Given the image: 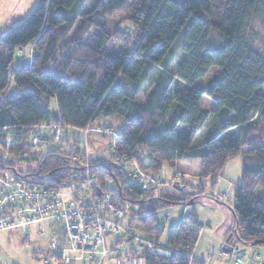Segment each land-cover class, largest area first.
Listing matches in <instances>:
<instances>
[{
    "label": "trees",
    "instance_id": "16d2710c",
    "mask_svg": "<svg viewBox=\"0 0 264 264\" xmlns=\"http://www.w3.org/2000/svg\"><path fill=\"white\" fill-rule=\"evenodd\" d=\"M38 2L25 21L10 23L0 35V174L15 172L51 190L88 171L104 192L138 206L118 242L135 236L133 228L159 240L157 214L195 204L205 193L203 179L217 178L242 156L229 232L245 247H264V141L255 144L258 123L264 126V52L253 36L255 22L264 28V0ZM118 14L129 28L111 33L108 21ZM28 48V64L14 67L16 53ZM212 69L217 74L199 86ZM11 82L15 92H9ZM206 98L210 110L202 106ZM56 123L91 131L81 132L80 142L63 139L66 129L43 150L32 148L34 129ZM104 125L112 135L99 132ZM92 136L107 142V157L78 149ZM31 162L35 170L18 169ZM165 164L176 175L179 166L198 177V191L185 192L180 181L173 194L158 196L159 185L141 196V184L131 178L134 165L157 176ZM201 228L195 213L182 217L165 244L173 254L147 264H191Z\"/></svg>",
    "mask_w": 264,
    "mask_h": 264
},
{
    "label": "built area",
    "instance_id": "2783aa9c",
    "mask_svg": "<svg viewBox=\"0 0 264 264\" xmlns=\"http://www.w3.org/2000/svg\"><path fill=\"white\" fill-rule=\"evenodd\" d=\"M66 128L61 123L37 126L31 135L32 148L43 150L52 141L60 140ZM90 131L81 130L85 137ZM99 132L113 134L105 125ZM110 153H116L114 146ZM133 169L131 178L141 184V196L146 197L160 179L137 165ZM8 172H4L3 181L0 179V230L24 228V234L31 229L41 235L47 233L49 249L58 264L74 260L81 264H147L149 258L173 254L165 245L140 236L118 242L126 233L123 223L138 206L132 209V202H119L106 192L98 195L99 185L88 171L67 188L51 190L24 182L17 174L10 182L8 178L13 176L7 177L12 174ZM234 264H243V260L238 258Z\"/></svg>",
    "mask_w": 264,
    "mask_h": 264
},
{
    "label": "rangeland",
    "instance_id": "374dc122",
    "mask_svg": "<svg viewBox=\"0 0 264 264\" xmlns=\"http://www.w3.org/2000/svg\"><path fill=\"white\" fill-rule=\"evenodd\" d=\"M38 1L39 0H0V35L7 31L4 30V28L10 23L16 21V26L19 23L25 21L38 5ZM129 25L130 24L126 20V16L123 14H118L111 17L107 24L111 33H113L117 28H120V30L127 29L129 28ZM253 36L256 39L255 45L264 52V28L259 21L255 22ZM212 39L215 43H217V39ZM117 49H122V46H118ZM30 50L31 48H28L24 51H19L16 53L12 65L14 67H18L21 65L23 60L26 61L25 64L27 65V59L30 56ZM217 71V69H212L208 77L205 80L199 82L198 85L203 86L207 79L217 74ZM16 89L17 88L15 84L11 82L9 92H15ZM211 105L212 100L210 98H206L202 103L203 108L207 110H210ZM210 124L211 121H208L206 126L203 127L200 135L197 138L198 140L196 141V145H198L201 138L205 136ZM258 127V135L255 137V144H260L264 141V126L262 123H258ZM66 129L69 130L68 135L66 136L61 134L60 139L63 135V139L65 140L77 139L80 142H83V136L81 132L70 131V128ZM257 136L259 137L257 138ZM84 143V145L79 143L78 149L82 152L85 147L86 151H90L91 153L89 157L105 158L108 156V148L106 145L107 142H105L102 138H96L95 136H92ZM70 146H72V144ZM241 165L242 156H235L230 160L220 176L217 177V183H215L217 179L216 177L203 179L205 193L202 197L197 198L195 200L196 203H193L191 206H189L188 210L185 211L186 205H180L174 206L167 211L158 213L156 216V226L160 229L163 227V232L159 240L154 234L143 233L136 228L131 229L132 234L164 246L167 243L169 232L179 223L183 212L185 211V215L195 213L198 221L202 224L198 243L194 249L196 258L201 260V258L204 257V255L208 252L211 254L213 253L216 257V260H220L222 264H227V258L222 257L219 259L218 256L221 254L223 245L232 233L229 231L234 225L235 216L231 210V205L233 204V197L235 195L237 185L241 179ZM36 166V163L31 162L22 164L18 167V169H23V172H25L27 169L35 170ZM176 167L181 176L174 174L175 167H172L169 164H165L163 166L159 175L156 176L154 174H150L151 176L158 177L160 181H163L162 184L159 183L156 185H160L155 192L158 196L173 194L174 185H177L174 183H180V181H184L187 184L184 189L185 192L195 193L198 191V185L201 180L198 177H193L188 174L189 172L186 168H181L179 166ZM11 173L12 174H7V177L8 175L9 177L13 176L8 178L10 182L12 178L18 177L15 175V172ZM182 175H185L186 178L185 176L182 178ZM5 177L6 174H0V179L2 181L5 179ZM23 181L29 183L26 179H23ZM107 186L109 189L114 187V185L110 182L107 184ZM97 191L98 195L104 193L100 186ZM132 204V209L137 207L134 205V203ZM133 213L135 212L133 211ZM123 225L125 230L126 221L123 223ZM23 229L24 228L0 230V264H45V262H47V264H58L57 258H55L53 252L49 249L50 245L48 243L49 238L47 237V233L41 235L39 232L31 229L28 233L24 234ZM253 252L261 253L264 256V247H257L254 249L247 247L245 254L231 256L233 257L232 261H235L236 257H239L243 260L244 264H254L252 263L254 261L252 259ZM71 264L79 263L74 261L71 262Z\"/></svg>",
    "mask_w": 264,
    "mask_h": 264
},
{
    "label": "crops",
    "instance_id": "0c3cea01",
    "mask_svg": "<svg viewBox=\"0 0 264 264\" xmlns=\"http://www.w3.org/2000/svg\"><path fill=\"white\" fill-rule=\"evenodd\" d=\"M234 198V197H233ZM188 207L189 206H186V209H185V211L186 210H188ZM184 211V212H185ZM184 212H183V215L181 216V218L182 217H184V216H186L185 214H184ZM196 215V214H195ZM180 218V219H181ZM197 221H198V219H197ZM198 223H200L199 221H198ZM201 224V223H200ZM202 225V224H201ZM200 233H201V230H200ZM200 233H199V236H200ZM199 236H198V239H199ZM197 243H198V240H197ZM197 243H196V246H197ZM195 246V247H196ZM195 249V248H194ZM240 249H247V247H245V246H243L242 244H240ZM255 251V250H254ZM194 252H195V250H193V253H192V255L190 256V258H191V260H192V263L191 264H222L221 262H220V260H216V257H215V255L212 253H206L205 255H204V257H202L201 258V260H198L197 258H196V256H195V254H194ZM231 256H235V255H229V254H226V253H224L223 251L221 252V254L218 256V258L220 259V258H222V257H225V258H227L228 259V263L227 264H234L235 263V261H232V259H233V257H231ZM236 258H238V257H236ZM252 259L254 260L252 263H254V264H264V256H263V254H261V253H257V252H255V255H254V257H252ZM259 259V260H258ZM236 260V259H235ZM45 264H47L46 262H45ZM244 264V263H243Z\"/></svg>",
    "mask_w": 264,
    "mask_h": 264
},
{
    "label": "water",
    "instance_id": "95a60500",
    "mask_svg": "<svg viewBox=\"0 0 264 264\" xmlns=\"http://www.w3.org/2000/svg\"><path fill=\"white\" fill-rule=\"evenodd\" d=\"M175 188H179L178 186H175ZM194 203V200H190L189 202L186 203V206H191ZM234 233L232 232L229 236V238L227 239V241L225 242V244L222 247V251L226 254L229 255H242L245 254L246 249H240V239L237 236H234V239L231 240L233 238ZM259 242H256L255 245H257ZM255 252H253L252 257H254Z\"/></svg>",
    "mask_w": 264,
    "mask_h": 264
}]
</instances>
